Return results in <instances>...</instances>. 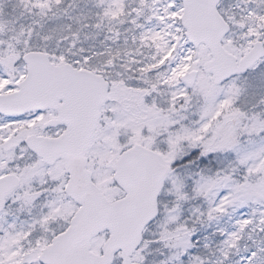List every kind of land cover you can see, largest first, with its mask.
<instances>
[{"label": "snow or ice", "instance_id": "obj_1", "mask_svg": "<svg viewBox=\"0 0 264 264\" xmlns=\"http://www.w3.org/2000/svg\"><path fill=\"white\" fill-rule=\"evenodd\" d=\"M0 264H264V0H0Z\"/></svg>", "mask_w": 264, "mask_h": 264}]
</instances>
